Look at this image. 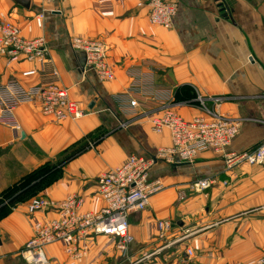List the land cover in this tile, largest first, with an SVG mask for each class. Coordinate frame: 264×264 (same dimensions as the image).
<instances>
[{"label": "crops", "instance_id": "crops-1", "mask_svg": "<svg viewBox=\"0 0 264 264\" xmlns=\"http://www.w3.org/2000/svg\"><path fill=\"white\" fill-rule=\"evenodd\" d=\"M28 1L26 9L16 0H0V12L25 26L43 6L48 8L44 29L34 27L26 36L47 40L62 86L91 111L77 121L60 120L46 116L38 103H23L14 110L19 131L0 123V199L77 144L75 156L61 170L32 181L19 200H13L20 194L15 192L0 203V264H29L23 251L34 224L56 217L29 214L33 198L62 201L79 194L85 210L98 211L100 175L132 154L152 157L170 148L169 133L155 134L147 120L119 128V120L134 111L124 95L130 84L152 90L148 93L155 100L148 106L172 102L187 120L204 114L195 102L198 95L225 97L208 105L243 120L226 152L249 150L263 141L264 0H180L170 29L148 23L138 0ZM75 37L105 42L115 81L83 72L85 53L72 47ZM36 67L28 62L7 65L0 54V85H34L36 80L22 73ZM96 132H102L101 138L76 149ZM150 178L160 180L163 189L145 211L131 216L132 242L125 252L117 238L93 237L79 242L72 254L63 243L46 246L48 264H231L264 255V164L228 170L223 155L207 151L191 164L159 161ZM204 178L216 184L203 193L188 191L185 201L178 199L180 189ZM160 223L171 226L163 230Z\"/></svg>", "mask_w": 264, "mask_h": 264}, {"label": "built area", "instance_id": "built-area-1", "mask_svg": "<svg viewBox=\"0 0 264 264\" xmlns=\"http://www.w3.org/2000/svg\"><path fill=\"white\" fill-rule=\"evenodd\" d=\"M42 1L46 5L55 0ZM179 2L142 0L139 6L147 9L150 24L170 29L178 13ZM47 13L48 8L43 6L25 26L15 23L10 14L0 13V54L6 59L7 65L20 62L38 64L37 68L22 73L23 78L35 79L36 84L26 86L15 82L0 85V123L18 131L20 125L14 110L23 103H38L46 116L60 120L77 121L90 113L89 107L72 99L68 89L62 86L59 73L51 64L47 40L44 37L26 36L33 32L34 27L44 29ZM71 45L85 53L84 73L93 71L104 82L116 80L103 41L74 38ZM148 91L151 90H139L136 86L124 93L134 113H130L127 119L119 120V128H128L137 120H147L155 134L169 133L170 148L161 149L152 157L132 154L123 165L100 175L97 179V192L102 207L98 211L85 210V201L79 194H70L62 201L47 197L33 198L27 205L29 214L54 213L56 217L41 219L34 224L33 238L23 251L29 264H48L45 254L48 245L63 243L66 251L72 254L78 251L79 242L100 236L119 239L118 247L125 252L132 242L129 233L131 216L145 211L152 196L163 189L160 180L150 178L153 166L159 161L172 165L191 164L199 154L212 151L224 156L228 170L244 164H264V139L249 150L226 152L238 135L243 120L228 118L208 105L220 104L225 97L204 98L198 95L195 102L204 114L187 120L176 111V104L172 102L167 101L156 107L148 106L150 101L155 100ZM214 184L216 180L211 178L194 180L187 188L178 191V199L185 201L188 191L203 193ZM170 226L168 223H160L163 230ZM231 264H264V255Z\"/></svg>", "mask_w": 264, "mask_h": 264}, {"label": "rangeland", "instance_id": "rangeland-1", "mask_svg": "<svg viewBox=\"0 0 264 264\" xmlns=\"http://www.w3.org/2000/svg\"><path fill=\"white\" fill-rule=\"evenodd\" d=\"M56 1V0H55ZM55 1L53 2V3H55ZM142 0H138V3H137V8L138 9H140V10H145V12H146V19H147V21H148V23H150L149 22V20H148V15H147V9L145 8V7H140L139 6V3L141 2ZM53 3H49V4H47V5H51V4H53ZM44 7H46V6H44ZM52 11V10H51ZM0 13H4V12H0ZM6 14H9V13H6ZM11 15V14H10ZM152 25V24H151ZM154 26H156V25H154ZM162 27V26H161ZM75 38H80V37H75ZM81 38H83V39H89V40H100V39H96V38H91V37H81ZM74 39V38H73ZM100 41H103V40H100ZM104 42V41H103ZM104 44H105V42H104ZM105 46H106V44H105ZM107 49V48H106ZM107 54H108V51H107ZM108 57H109V54H108ZM109 62H110V59H109ZM37 68V67H36ZM104 82V81H103ZM149 84H151V83H149ZM134 87H136V86H133L132 84H130L129 85V91H131ZM138 87V89L139 90H147V88L146 87H140V86H137ZM152 91V90H151ZM160 105V104H159ZM86 106V105H85ZM91 111V110H90ZM101 136H102V132H96V133H94L93 135H91L90 136V138H88V139H85V140H83L82 141V143H81V145L79 146V147H77L76 149L77 150H79L80 148H82L83 146H85V145H87L88 143H93V142H95L96 140H98L99 138H101ZM76 150V151H77ZM73 153L74 151L73 150H71L69 153H66V154H63V155H61L60 157H58V160L57 161H55V162H53L52 164H50V163H44V165L40 168V170H42V175H45V174H48L50 171H52V170H61V167H62V165H63V162H65V160L68 158V156L70 155V153ZM170 165H172V164H170ZM56 175V174H55ZM53 178V177H52ZM29 179V178H28ZM28 179L24 182V183H22V184H20L19 186H17V187H19V188H21V187H23V185L24 184H28ZM17 187L15 186L14 188H12L10 191H8V193H6V194H4L2 197L3 198H1L0 199V203L1 202H3V200L4 199H6L7 198V196H12V195H14L15 194V192H16V190H17Z\"/></svg>", "mask_w": 264, "mask_h": 264}, {"label": "trees", "instance_id": "trees-1", "mask_svg": "<svg viewBox=\"0 0 264 264\" xmlns=\"http://www.w3.org/2000/svg\"><path fill=\"white\" fill-rule=\"evenodd\" d=\"M75 145H77V144H75ZM75 145L74 146H72V148H70L71 150L75 147ZM71 150H68L66 153H69ZM65 153V154H66ZM76 153V152H75ZM75 153H70V155L68 156V158L65 160V162H63V165L66 163V162H68L70 159H72L74 156H75ZM62 165V166H63ZM62 168V167H61ZM43 175H42V170L41 171H36V172H34L33 174H31L30 176H29V179H28V184H24L23 185V187H21V188H19V187H17V190H16V193H20V191L21 190H23V188H25V187H27L29 184H31V182L32 181H34V180H36V179H38V178H40V177H42ZM52 180H56L57 178L56 177H53V178H51ZM28 191V190H27ZM15 193V194H16ZM25 192H21L20 194H18V196L16 197V198H14L13 200H19L21 197H23L22 195L24 194ZM12 200V201H13Z\"/></svg>", "mask_w": 264, "mask_h": 264}, {"label": "water", "instance_id": "water-1", "mask_svg": "<svg viewBox=\"0 0 264 264\" xmlns=\"http://www.w3.org/2000/svg\"><path fill=\"white\" fill-rule=\"evenodd\" d=\"M16 3L21 5L22 7L28 9L30 7V1L28 0H16ZM85 64H86V58H85Z\"/></svg>", "mask_w": 264, "mask_h": 264}]
</instances>
